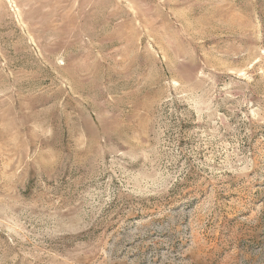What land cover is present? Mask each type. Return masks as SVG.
<instances>
[{"label": "rangeland", "instance_id": "1", "mask_svg": "<svg viewBox=\"0 0 264 264\" xmlns=\"http://www.w3.org/2000/svg\"><path fill=\"white\" fill-rule=\"evenodd\" d=\"M0 264H264V0H0Z\"/></svg>", "mask_w": 264, "mask_h": 264}]
</instances>
